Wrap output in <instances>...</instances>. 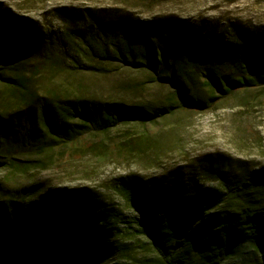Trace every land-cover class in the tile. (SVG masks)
I'll use <instances>...</instances> for the list:
<instances>
[{
	"label": "trees",
	"instance_id": "trees-1",
	"mask_svg": "<svg viewBox=\"0 0 264 264\" xmlns=\"http://www.w3.org/2000/svg\"><path fill=\"white\" fill-rule=\"evenodd\" d=\"M54 13L65 34L0 5V169L22 171L16 158L31 149H82L88 134L203 111L235 92L264 88V29L143 21L115 9ZM38 57L45 76L61 75L43 90L41 74L26 68ZM121 72L144 75L128 81L140 90L162 87L169 94L146 106L87 95L92 77ZM196 161L192 170L157 180L120 179L115 189L135 213L131 221L86 188L0 184V264H20L26 255L33 264H103L130 253L124 238L138 235L159 264H264V166L231 171V160L220 154Z\"/></svg>",
	"mask_w": 264,
	"mask_h": 264
},
{
	"label": "rangeland",
	"instance_id": "rangeland-1",
	"mask_svg": "<svg viewBox=\"0 0 264 264\" xmlns=\"http://www.w3.org/2000/svg\"><path fill=\"white\" fill-rule=\"evenodd\" d=\"M0 5L37 22L40 29L60 34H65L66 26L54 13L56 8L115 9L143 21L174 19L208 28L227 29L232 25L249 32L264 29V0H0ZM28 62V70L41 74L38 87L42 90L59 81L61 75H44L41 57ZM79 78L86 79L87 75ZM145 78L123 72L95 76L86 84L87 95L94 100L127 105L160 104L169 94L166 89L153 87L154 90L143 91L128 84L129 80L137 83ZM81 145L82 149L70 151H50L43 146L31 149L16 158V163L24 166L22 171L0 169V184L8 189L40 186L44 191L86 188L106 208L116 211L120 220L131 221L135 213L115 189L116 183L128 175L145 182L157 180L175 169L192 170L196 160L214 154L229 157L231 171H237L238 165L254 170L263 167L264 88L235 92L203 111L185 109L153 123L123 124L102 136L88 134ZM119 146L122 153H106ZM199 184L216 185L208 181ZM124 239L123 243H128L124 247L130 253L103 264H159L157 255L144 244L143 236ZM20 261L33 264L28 255Z\"/></svg>",
	"mask_w": 264,
	"mask_h": 264
}]
</instances>
